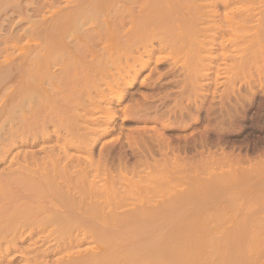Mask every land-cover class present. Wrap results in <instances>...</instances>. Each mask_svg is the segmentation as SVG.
I'll return each mask as SVG.
<instances>
[{"label":"bare ground","instance_id":"bare-ground-1","mask_svg":"<svg viewBox=\"0 0 264 264\" xmlns=\"http://www.w3.org/2000/svg\"><path fill=\"white\" fill-rule=\"evenodd\" d=\"M9 1L10 4L11 3L12 4L9 5V8L6 7L7 10H5L4 9L5 7L3 5L6 4L7 2L9 4ZM230 1L231 0H223L224 6L228 5ZM254 1L257 2L256 0ZM61 2L64 3V6L63 3L61 4ZM186 2L189 4L188 0ZM180 4H183L182 0H126L122 4H121V0H0V8H3L5 10V14L2 13L4 12L3 9L2 12L0 11V31H1V26L3 27L5 26V23L3 22L6 21L9 22L8 20L10 17H12L11 21L13 22L14 20L13 16H15V18L16 16H18L20 20V22L18 20V23L16 20V22H14L15 24L16 23L21 24L23 20L24 22H26L25 20H27L28 23H30L29 24L30 26L27 25V28L25 30L22 29L23 27L25 28V26L21 27L20 30L18 28L13 30L11 25L12 24L14 25V23L9 22V24L11 23V25L9 26H11L10 28H12L11 29L12 31L7 30V32L8 31L9 32L8 33L6 32L5 35H1L2 31L0 33V57L5 58V60L1 59L2 61H0V103H1L0 104V163H4V162L7 163V161H9L8 164L9 166L6 167V169L2 168V171L0 169V264H15L16 262L13 263V260L15 259V258L13 259V257H15V255H13L12 257V254L15 253H17L18 255L20 254L22 257H24L23 258L25 262L24 264L27 263L51 264L50 262L52 260L51 258L55 260V262H53L52 260L53 262L52 264H264L262 259H260L259 257L260 255H262V253L264 255V247H262V244L264 246V243L262 241L264 238L262 237V233H261L262 232L261 231L262 227L260 225L261 223L258 220L256 221H258L260 224H258L255 220L253 221L252 218H250V215H248L249 216L248 217L247 214H246L247 217H245L244 214L242 215L241 218L240 214L237 213L235 209V207H237L238 210L239 206H241L239 205L240 203L236 204V201L234 200L236 199L235 197L241 191L240 192L238 191L239 193L235 194V196L232 195L234 197L230 195L232 198H234L233 203L232 200H229L227 204H224L222 202L221 204H218L219 199L217 201H213L212 199L215 197L216 198L219 197L225 192H228L227 190H224V188H227L228 185L229 187L238 185L236 184L239 183L238 180L234 179L235 174L232 173L234 176L230 175L232 177L230 178V176L227 175L226 173L221 172L220 174H218L219 173L218 172L216 173L217 175L216 174L211 175L212 178L202 177L203 180H201L200 178L201 175L199 176L198 172L196 174L194 172V174L197 175L194 176L192 174V176L195 177L194 179L200 178L199 180L197 179L198 180L197 182L192 181L191 183L193 184L191 185V187L189 189H185L184 191L172 190V193H170L171 191L170 190L169 191L170 195L168 194V196L166 194H165L166 196L164 194H157L161 192L159 190H156V192L154 191V189L148 190L147 192L143 191L145 188H142V185L140 184L141 181L143 182L146 181L143 180L144 174L142 175V173L144 172V170L141 169L144 166L143 164L146 165V168L147 166L148 168L150 167V169L151 167L161 165L163 167H166L165 170L170 169L172 170V172L175 170L173 172L174 174L176 173L180 174L179 169H182L181 166H184L186 164V168L182 170L185 169L187 170L188 164L190 162V165L193 166L192 169L194 170L195 165H192V163L197 162L193 160L191 162V157L194 154L196 157H198L199 155L200 156L206 155L207 157H209V155L211 156V154L213 155V153L215 152V150L212 151L213 153L211 152L213 148L211 149V145L208 144L209 142L207 143L208 139L204 140V138L201 137L202 141L200 139L199 146L201 144L200 148H202V150L197 149L198 151H196L198 153L200 152L201 154L199 153L198 155L192 151L194 154L191 155V157L189 156L190 157L189 159V157L187 156L188 155L187 149L190 147V145H192V142L190 145L188 143H185L186 144L185 147H183L184 145L182 146L183 148L181 147L182 149H184L183 151L187 154L185 155L184 153H182V151H180L181 148L179 149L177 146H175L179 144L172 145L171 137L169 138L167 135H164L166 133H163V131L161 132L159 130H155V133H152L147 130V132L150 133V136H148V138L147 135L146 137L140 136L138 134L140 133V131L138 133L136 131V133L140 136V138L143 137L144 143L141 141L140 142L144 144L145 147L142 150L138 148L141 150V155L137 154V152L136 153L131 152L133 153L135 158L134 160H132L133 161L132 163L134 164H130L131 162L129 163L130 161L129 159L131 158L129 156H128L129 158H127L126 156L127 152L126 154H124L123 151L118 152V156H116L117 157L116 158L114 156L115 151L111 149L106 150L107 148H109V147L105 148L106 146L100 147L98 158L95 156V153L97 152L96 143L98 142L97 135L98 137H101L102 135H107L116 126V125L114 126V124L118 117L119 110L117 111L112 106V101L114 100L111 97L115 96L114 98L117 99L116 102L118 103L123 102V100L126 99V97L128 96L127 94L130 93L127 92L128 86L129 87L133 86L127 81V78L130 76L131 73L133 74L134 72V75L133 76L131 75L132 76L131 79L132 81H135L137 79L136 76L139 75L138 73H140L142 69H145L147 65L146 61L145 60H144L145 62L143 61V58H139L142 60L138 61L139 56L137 57L136 55L137 57L136 58L134 53L132 55L128 53V56L122 55V53L120 54V56L118 54L121 51H123V49L127 50L128 48H129L128 50L131 51L130 53H132V51L134 50L133 45H135V47H138L137 50L141 55H143V57L146 54L150 56V53L156 47L154 45L155 42H153V37L154 38L160 37V39H162L160 41L161 44L163 45L165 44L167 49L169 45L166 44L167 40L165 38H169V36L173 34L171 33L172 31H174L175 37H179V39L177 40L181 39L180 41L182 42L187 40L185 39L187 35L186 36H184L183 34L180 35V32L182 31L180 27L182 26L186 27L185 25L191 24L190 21L193 20L192 21L193 25L191 24L192 28L194 25L198 24L196 25L197 27L196 26L194 27L196 29V31L194 30L195 35L191 34V36H193L194 38L198 36L200 37V32H202L201 35L206 33L205 30L207 25L205 24H208L211 21L213 22L217 21L215 17L217 16L216 13L219 10L217 11L215 9L207 10L206 12H204L205 10L203 12L201 11L202 13L205 14L204 15L202 14L203 16H201V14H198L200 16L196 17L195 19L194 17L197 16V14L194 15L192 19L191 17L192 13L190 14L189 12V16H190L189 20L185 21L184 17L188 16L186 9H188L189 7L185 5L186 3L183 4L184 7H182ZM263 4H264V0H263ZM5 6L8 5L6 4ZM30 8L32 9V11H30ZM112 9L114 11L118 10V12L116 11L117 13L116 12L115 13L119 15L116 14L115 15L117 17L122 16L123 18L121 19L118 17L119 18L118 19L117 17L114 16L118 21H115L114 18L112 20L111 17L113 16L108 18L111 15ZM179 9L182 11H179ZM261 10H262L261 12H263L262 14L263 17L261 21L262 23L258 25H256V23L255 25H253V23L255 22V21L253 22V20L255 19L254 16H256L257 14V13L255 14L254 12L255 9L254 10L249 9L243 15L236 17H230L229 13H228L229 15L227 13H224L225 21L223 20V23L221 24L217 23L218 27L216 28H218L219 31L221 30L220 32L222 34V31L223 30L225 31V28L227 29V27H235V26L250 27L251 25L250 23L253 22L251 27L255 28L254 29L255 33L254 34L252 33L253 35L250 34L251 36L246 34L247 38H245L246 37L245 35H244L245 37L244 36L242 37L245 38L244 39L245 43L246 41L247 42L249 41L250 44H253L252 46L254 47V50L256 48H258L257 50H259L261 49V47L264 46L263 45L264 44V8ZM177 12H181L183 14V16L182 14L179 15V17L181 16L180 18H182V20L180 21H178L179 17L178 15H176ZM1 13L4 15H1ZM101 14L105 15V18L103 20L106 19L105 21L107 22V26L109 27V28L107 27L108 29L106 28L105 29L106 30L111 29L110 32L112 35L110 34L109 31L108 32L112 36V38L114 37V40L112 39V41H116V44L115 42H113L114 44L112 46L115 45L114 47H118V49L121 50V51L115 50L116 48H114L113 50L111 46L112 52L117 51L115 54L119 52L117 54L118 56L110 52V57H109V54L106 53L107 57H109L106 62L110 64H107L105 62L104 64L105 65L107 64V66L112 64L111 67H113V69L114 67L116 68V73L113 74V77L111 76V79L109 80L105 79L106 81H104L105 83H103L105 84L104 88H102L103 85H101L99 81H96L97 79L91 77L90 74H86L87 76L86 75L83 76V78L86 77L85 79L81 77L82 79L79 78L78 80H74L72 78L67 79V77L66 78L62 77L63 79H67L64 82L62 78H61L62 82L58 80L59 78L57 76L61 77V75H58L59 72L54 71L51 68H49V70L51 69V71L47 69V71L42 72V74L40 75L38 74L37 76L34 75V73L35 74L37 73L35 71H38L36 68L37 65L38 66H41V64L47 65L48 60L51 59L50 56L53 57L52 59H54L55 57L54 56L55 52L53 53V51L51 52V49H46L45 47L42 48L43 46L42 45L38 46L39 44H60V43L67 44L66 38H69L70 34H72L76 30L78 31L82 30L86 25L90 23L95 24L92 22H97L98 24L97 20L99 19V16ZM174 15H176L175 17H177V19L174 17ZM37 16L40 17L38 20H37L38 18ZM33 17H35L36 19ZM127 18L128 20H126ZM4 19L7 20L5 21ZM175 20L178 21V24ZM105 21L104 23H106ZM171 22H175L177 25L174 23L175 27H173V24ZM169 23H171L172 25L171 28L169 27L170 26ZM126 24L129 25L126 26ZM165 24L166 25L169 24L167 26L168 28H165L166 27ZM199 24L201 26H199ZM202 25L205 27L203 28ZM260 25L262 26V28H259ZM163 27H164L163 31L167 30L170 32L169 34L167 33L169 36L166 34L167 36L164 37V35L160 33V30L163 29ZM176 27L181 29V30L179 29L180 30L179 33L177 30L178 28ZM198 28H200L199 31ZM207 30H208V26H207ZM88 31L89 30H87V32ZM187 31L190 32V29H188ZM204 31L205 33H203ZM30 33L33 35L34 33L37 34V36L34 35L35 38L37 37L36 42L42 40L39 43L37 42L38 43L37 46L39 49L32 47L33 49H29L27 52L21 55L18 54H17L18 56L15 55L16 53H14V51L12 52L13 50L12 47L15 45L10 47L11 45L10 43L13 42L18 46V43L16 42H19V40L21 42L23 41L22 39H25L26 37L29 38ZM157 33H159L158 35L160 34L161 35L158 36ZM191 33L193 32L191 31ZM186 34L188 33L186 32ZM25 35L27 36L24 38ZM99 36L100 35L97 34V38ZM248 36L250 37L249 39ZM39 37L41 40H38ZM92 37L94 36L92 35ZM115 37H117L118 41L116 40ZM202 37H204V35ZM99 38L101 39V36ZM198 38H194V40L197 39L194 41V44H204L205 39L202 40L200 39L201 38L200 37L199 40ZM29 39H31V37ZM89 39L87 38V40ZM173 39H175L176 43L178 42L176 38ZM87 40L84 41L83 44L88 48L89 45L92 44V42H94V44L95 42L97 43L100 42V41L99 42L96 41L95 39L94 41L89 43L91 40H93V38L90 39L89 42ZM238 40L240 41V39ZM238 40L236 39L234 41H238ZM31 41L34 40H30V42ZM8 42L9 44H6ZM120 42L123 43L121 44ZM222 42H224V40ZM260 44H262L263 46ZM8 45L12 50L9 49ZM124 45L125 46L128 45V47L126 48ZM234 45L240 46L241 43L240 42L235 43ZM258 45L261 47H259ZM208 46L206 49H208ZM64 47H67V45L66 46L64 45L63 48ZM91 48H89L90 50H86V51H92L93 54L96 55L94 49L91 50ZM108 48L110 47L108 46ZM66 49L67 48H64V50ZM210 50L208 49L209 52ZM254 50L253 52L256 51L255 54L260 52V50L259 51L257 50L254 51ZM196 51H194V53ZM51 53H53L54 55L53 54L51 55ZM123 53L125 54V52ZM204 53L201 54L199 53V54L202 56V54ZM83 54L85 55V53ZM200 55H198L197 58L201 59ZM123 56H125L124 59H122ZM206 59H208L207 56ZM136 61H138V63L141 62L140 68H137V66H135L136 64H138L136 63ZM49 63L51 62H48V64ZM104 64L103 65L101 64V66L99 64V66L100 67L103 66L105 68ZM190 64L192 65V63ZM208 65L206 66V70L208 69L207 68ZM248 65L250 66V64ZM194 66L192 67V69L194 68ZM245 66H247V63ZM186 68L185 71L189 70V69L186 70ZM204 68L205 67L203 66L202 69ZM198 70L196 71L199 72ZM207 73L209 75V72H206V74ZM197 75L195 77L200 79V77H198L199 75L198 76ZM92 76L95 75L92 74ZM193 76L194 74L192 75V77ZM257 76H259V74ZM262 76H259L260 78L257 77V79L259 78V81H262L263 79ZM204 77L205 75L203 74L202 78ZM144 79L142 80L146 83L147 79H145L146 81ZM156 79H160V78H156ZM195 79L193 80L197 82L198 79L197 80ZM250 80L251 79H249V81ZM256 80L254 81V84L256 83ZM101 81L103 80L101 79ZM190 81L192 82V80ZM201 81L202 80H200L199 82ZM246 81L247 80H245V82ZM89 82L91 83L92 86L89 84ZM181 82L182 81H180V83ZM191 82L189 85L195 86ZM205 82L207 83V80H205ZM215 82L217 84L218 83L221 84V82L218 80ZM233 82L234 81L230 79V85L233 86V84L236 83V81L234 83ZM248 82L246 83L248 84ZM182 83H184V81ZM259 83L261 84V82H258V86L260 85ZM88 84L89 86H91V89L89 88V90L91 91L86 90L88 91L86 93V96L85 94H83L84 96H82L81 95L82 93L79 90H81V87L83 86L86 87L87 89L89 87ZM244 84L245 83L243 82V86ZM250 84L252 85L253 88L254 86L253 82L252 83L249 82L248 85ZM262 84L263 87L264 82ZM80 85L81 87L79 89L78 87ZM235 86L238 85L236 84ZM182 87L184 86H181V88ZM239 87L240 85L238 86V88ZM115 88H119L121 92L115 93L116 94L115 95L113 93L114 91L115 92L117 91L114 90ZM193 88L189 87L188 89L191 90ZM250 88H247V92L248 89ZM197 89H195V91ZM210 89L207 91H212ZM106 90L108 91L110 90L111 92L113 91L112 93L114 95L108 96ZM200 90L201 88H199L200 95L201 94L203 95L205 92L202 90V92L204 93H201ZM251 91H253V89L250 90V93ZM255 91L256 90H254L253 92ZM192 92L194 94L193 97H195L194 89ZM231 92L232 94H234L233 91ZM238 92H236V94ZM229 93L230 92H228L227 94ZM240 93L241 92H239V94ZM239 94H237V96ZM244 94L243 93L241 94L242 97H244L243 96ZM150 96L152 95L143 94L144 102L140 98L139 99L141 100V102L139 99H137L139 100V101L136 100L138 102V103L136 102L135 104L137 108L135 107L136 109H134L133 107V110L132 108H130V106L132 107L134 105L132 104L129 105L128 102L130 100L128 99L126 106H128L131 110L128 107L122 109L123 111L122 120H133L131 118L146 120V118H153L157 120V122L158 121H161L162 123L164 122L163 123L164 128H173V126L175 127L176 123L179 122L182 123L186 115L190 116L194 122L200 121L197 112L194 111V113H192L189 110H187L189 108L183 106L181 107V105H184V104H180L182 103L181 101L183 100L178 102L180 104V107L177 106L178 111L180 110V114H178L179 112H177L176 108L174 107H172L173 109L172 108L169 109L171 114L170 113L168 114V112H165L164 110L159 109L158 111V107L160 106L158 104L157 107V105H154L152 103L154 105V107H152L153 105L149 104V101H152L150 99L151 98ZM206 96L203 97L206 98ZM152 97L154 98V96ZM189 97L192 96H188L186 97V99L188 98L189 100ZM199 98L201 101V96ZM148 99L150 100L148 101ZM226 99L228 100L227 95H226ZM226 99L225 101H227ZM239 99H240L239 101L236 99L238 103H240V105H243V107L246 106L247 103L246 100L242 98ZM165 100H162L163 101L162 103H164ZM202 100L204 101V99ZM213 100L215 101V97ZM86 101L89 102L88 103L89 107L86 105L87 104ZM132 102L135 103L134 101ZM231 103L233 102L231 101ZM176 104L177 103H175V105ZM84 105L86 107H84ZM81 107H83L85 111H88V108L93 107L95 112L97 110L102 114L99 113L98 114L99 116L96 117L95 116L96 114L94 115L93 113L92 117L89 116L87 118L88 114L86 115L84 113L85 115H83L82 112L79 113L78 110H80ZM200 107L201 106L199 104V106L196 108L199 109ZM152 110L155 112V115L149 114L150 111L152 113ZM221 110L220 113H223L221 112ZM167 114L169 115L168 116L169 118L165 117L167 116ZM149 115L152 117H149ZM172 116L175 117V120L174 117L173 120H171ZM227 116L228 115H226V117ZM223 117L224 116H222V119ZM229 117H231V119L233 118L230 115ZM82 118L83 120H81ZM162 118H164V120ZM165 118L166 119L168 118L167 119L168 121L165 120ZM80 120L82 121V123ZM122 120L121 122H123ZM65 123L67 127L64 128ZM61 126H63L62 129L65 130V132H62L60 130ZM208 128H210V126ZM121 129L123 130V124ZM151 129H153V126ZM117 130H119L120 133V128ZM147 132L146 134H148ZM120 134H124V132ZM90 135H92L93 138H89ZM95 135L96 138L94 137ZM75 136L81 139H74L73 137ZM132 136H129V138L130 137L132 138ZM140 138H138V141ZM130 139L128 140L126 139V140L129 141ZM134 139L135 141H137L136 138ZM194 142L195 144H198L196 143V141ZM187 144L189 146H187ZM207 144L210 145L209 148L210 151L207 150L206 152H209L210 154L202 155V153H204L205 148L206 149L208 148ZM21 145L22 146L25 145L26 147L25 146L24 147L27 149L29 146H31V148L33 147L32 151H25V153L23 154L21 152L22 154L21 155L19 153L20 151H17ZM132 146H131L132 148H135L134 144ZM192 146H191V150H192ZM196 146H194L193 149L197 148ZM137 147H139V145ZM34 148L35 150L33 151ZM36 148L38 149V151H36L37 150ZM121 149L123 148L121 147ZM219 149L217 150L218 153L221 152V151L219 152ZM13 150H16L15 151L17 152L15 153L16 156L15 155L13 156L12 154ZM140 150H138V152H140ZM188 151L190 150L188 149ZM156 152L161 153L163 158L162 156L160 157L164 161H161V158L159 157L158 159L155 157ZM223 152H226L225 149ZM230 152L228 153L231 154ZM181 153L184 155H181ZM218 153L216 154V156L218 155ZM228 153L226 154L228 155ZM223 154L221 155L223 156ZM214 155L211 156V158L214 157ZM196 157L194 158L195 160H197ZM245 157L247 156L245 155ZM245 157H242L243 161ZM141 158L143 160H141ZM248 158L249 156L247 157V159ZM204 159L205 158L202 157L201 160ZM236 159L239 158L236 157ZM188 160L190 161L188 162ZM242 160H240L241 164H243ZM237 162L235 163L237 164ZM241 164L240 167L242 166ZM139 166L142 167L139 168ZM190 167L189 170H192ZM240 167L239 169H241V171L244 174L248 173L247 174L248 176L251 175L249 174V172H247L244 169L246 167L243 166L241 168ZM138 168L141 169L142 171L141 170L139 171ZM195 168H197V166ZM206 169L208 168L206 167ZM242 169H244L246 172ZM115 170H118V173H114ZM186 170L182 172L185 173L187 172ZM247 170H249V168ZM253 170H255V166L253 167L252 171ZM159 171L161 172L162 170L160 169L157 171L154 170V172L161 174L162 172L160 173ZM131 173L133 174V176H129V174L132 175ZM146 173L147 176L148 175L150 176L148 172ZM183 173L182 175L187 174V173L185 174ZM225 174L227 175V177ZM189 176H191V174H188V177ZM242 176L244 175L242 174ZM248 176L246 177L244 176L242 178L246 179L248 178ZM135 177L138 179H136ZM117 178L122 179L121 181V184L123 183L122 185L121 184L120 186L118 185L120 180ZM205 178L207 179L205 180ZM149 179L150 177L148 178V180ZM191 180H193V178ZM230 180H232L233 182H231ZM231 183L232 184L235 183V184L232 185ZM132 193L137 196H135L136 198L132 196L135 199L129 200V197L130 195H132ZM202 193L204 194L205 197H202L201 195ZM226 194L222 196L228 197V194L227 195ZM195 195L197 196V198H199V200L194 198ZM191 199L196 200V202H193L194 200L192 201ZM228 203L230 204V207L231 205H234L235 207L232 206L231 208H229L228 206L229 209L226 208ZM222 205L223 206L226 205L224 208L228 209L229 212L232 213L230 215L231 217L228 216L229 213L226 214V211L228 210L225 211ZM242 207L244 206L242 205ZM242 207L239 209L241 210L242 213H244V208L242 209ZM246 207L249 210L251 209L249 205H247ZM222 208L224 209V211ZM231 210H235V211L232 212ZM233 213L239 214L238 218ZM232 215H234L235 217H233ZM224 218L226 220H228L229 218L231 219H229L228 220L229 222H227L225 221ZM234 218H236L237 221ZM245 218H249V220ZM225 222H227V224H225L224 226L223 224ZM229 223L232 226H230ZM258 226H260L261 229ZM47 231L49 232V234L46 233ZM40 233L42 234V236L44 235V233H46V236L45 237L43 236L44 238H42L41 240H40L41 238ZM35 235H40L39 239ZM88 240L98 243L97 244L95 243L96 245L93 244V246L89 245L90 247L86 246L88 247V249L85 247L86 249L83 250L82 245H84L85 242H87L88 244L89 243ZM25 241L26 242L29 241L26 247L22 244ZM262 256L261 258L264 257ZM49 258L51 260H49ZM259 259L261 260V262Z\"/></svg>","mask_w":264,"mask_h":264},{"label":"rangeland","instance_id":"rangeland-1","mask_svg":"<svg viewBox=\"0 0 264 264\" xmlns=\"http://www.w3.org/2000/svg\"><path fill=\"white\" fill-rule=\"evenodd\" d=\"M126 0H121V4L122 3H124ZM185 0H182V3L184 4V3H186L185 5L186 6H188L189 8L188 9H186V12L188 13V16H186V17H184L185 18V21H188L189 20V12H190V14L192 13V19H193V16L194 15H196L197 14V16H195L194 17V19L196 18V17H198V16H200V15H198V14H201V16H203L205 13H202L204 10V12H206L207 10H219L217 13H216V19H217V21H211L210 23H208V24H205V25H207L208 26V30H207V26H206V33H205V31L203 32V33H205V34H203L204 35V37H205V35H206V37L204 38V37H202L203 35H201V33L202 32H200V39H205L204 40V44H194V41L195 40H197V39H195L194 40V38H198V37H194L193 38V36H191V34L192 35H195L194 34V30L196 31V29L194 28L196 25H198V24H196V25H194L193 26V28H192V26H191V24L193 25V23H192V21H190V23L191 24H188V25H185L186 27H184V26H182V27H180L181 29H182V31L180 32V28H178V27H176V28H178L177 30H178V33L180 32V35L181 34H183L184 36H186V38L185 39H187V40H185V41H180V40H177V39H179V37H175V33H174V31H172L171 33H173V34H171L172 35V37H171V35L169 36L168 34L170 33L169 31H167L166 29V31H163L164 30V27L165 28H168L167 26L170 24V28L172 27V25H171V23L173 24V27H175L174 25L176 24L175 22H171V23H169L168 25H166L165 24V26L163 27V29H159L160 30V33H162L163 35H164V37H166L167 35L169 36V38H165L166 40H167V42H166V44H168L167 46H168V48L166 49V45L164 44H161V40L162 39H160V37H157V35L159 34V33H157V35H156V37L157 38H154L153 37V42H155L154 43V45L157 47H155L154 49H156V50H152V52L150 53V56L148 55V54H146V55H144V57H143V55H141L139 52H138V50H137V48L138 47H135V45H133L134 46V50L132 51V53H130L131 51H129L128 49L126 50V51H128V52H126L124 49H123V51H121V50H119L118 49V47H114V46H112L114 43L113 42H115V44H116V41H112V39L114 40V37L112 38V34H111V29H109V30H106V29H108L109 27L107 26V22L105 21V20H103L104 18H105V15H106V13H105V15H100L99 16V19H100V21H99V19L97 20L98 21V24H97V22H92V23H95V24H88V25H86L82 30H80V31H78V30H76V31H74L72 34H70L69 36V38H66L67 40V44H39L38 45V43L39 42H41L42 40L40 39V37L38 38V40H41V41H37L36 42V39H37V37L35 38V36L34 35H36L37 36V34H35L34 33V35L33 34H31L30 33V37H31V39H29L28 37H26L27 35H25L24 36V38L25 39H22L23 41H21L20 42V40H19V42H16V43H18V46H17V44H14L13 42H11L10 44V47L11 46H13V45H15V46H13L12 47V49H10V47H9V45H8V47H9V49L10 50H12V52L14 51V53H16L15 55H21V54H23V53H25V52H27L29 49H33L34 47L35 48H38V46H40V45H42L41 47L42 48H46V49H51V52L53 51V53L55 54H53V53H51V55L53 54L55 57H54V59H52L53 57L52 56H50L51 57V59H50V57H49V59L50 60H48V62H51V63H49L48 64V62H47V65L45 66L44 64H41V66H38L37 65V70L38 71H35V72H37L36 74L34 73V75H36L37 76V74L38 75H40V74H42V72H45V71H47V69L49 70V68H51L52 70H54V71H57V72H59V74L58 75H61V77H59V76H57L59 79V81L60 82H62V80H61V78L63 77H67V79L69 78H72V79H74V80H78L79 78H83V76H85L86 74H90V76L91 77H93L94 79H97L96 81H99L100 82V84L101 85H103V87L102 88H104L105 87V84H103V83H105L104 81H106L107 79L109 80V79H111V76L113 77V74H115L116 73V68L114 67V69H113V67H111L112 66V64L111 65H109L110 66V69L112 70H110L109 69V66H107V64H110V63H107L106 61H107V59L110 57V52L111 53H116L117 51H115V52H112V49H111V46H112V48H113V50H114V48H116L115 50H118V51H121L118 55L120 56V54L122 53V55H127L128 56V53L129 54H133L134 53V55H135V57H136V55H137V57H138V61L139 60H142V59H139V58H143V61L145 60L146 61V67H145V69H142V71H140V73H138L139 75H137L136 76V80L135 81H132V76L134 75V72H133V74L131 73L130 74V76L127 78V81L130 83V84H132L133 86H131V87H129L128 86V88H127V92H130V93H128L127 95V97H126V99H124L123 100V102H121V103H118V102H116L117 101V99H115L114 97L115 96H112V95H114L115 93H119V92H121V90L119 89V88H115L114 90H117L116 92L114 91H108V90H106V93L108 94V96L110 95V96H112L111 98H113V100L114 101H112V106L118 111V117H117V119H116V121H115V124H114V131L112 130L109 134H107V135H102L101 137H98V135H97V143H96V150H97V152L95 153V156L98 158V153H99V150H100V147H102V146H106L105 148H107V147H109V148H107L106 150H108V149H111V150H114L113 152H114V156L116 157V156H118V152H122L123 151V153L124 154H126V152H127V158H131V159H129L130 161H129V163L130 164H134V163H132L133 161L132 160H134L135 158H134V155H133V153H131V152H137V154H140L141 155V150L145 147L144 146V144H142L141 142H143V137H141L140 138V136H145L146 137V135H147V138H148V136H150V133H148L147 132V130L149 131V132H152V133H155V130H159V131H163V133H166V134H164V135H167L169 138L171 137V143H172V145H174V144H179V145H175V146H177L179 149L183 146V147H185V143H188L189 145L191 144V142H192V145H194L195 144V142L194 141H196V143H198V144H195L194 146H196L197 148H194L193 149V147L194 146H192V145H190V147L188 148L190 151H188V149H187V153H188V155L183 151L184 149H180V151H182V153H184L185 155H187L188 157L190 156L191 157V155H193L194 153H196V154H198L199 155V153L198 152H196V151H198V150H202V148H200V146H201V144H200V146H199V142H200V139H201V141H202V138H204V140L205 139H208V141H207V143L208 144H210L211 145V152L212 151H214L215 150V152L213 153V155H214V157H212L211 158V156H213L212 154H211V156L209 155V157H207L206 155V157L205 156H198V157H201V158H198V157H196L195 156V154L193 155V156H195L196 158H197V160H195L194 158L195 157H191V162H192V160L193 161H197L196 163H192V165H195V167L197 166V168H195L194 167V170L192 169L193 168V166H191L190 165V160H188V162H189V164H188V168H187V172H185V173H187V174H185V173H183L182 171H185V170H182V169H184V168H186V164L184 165V166H181V168L182 169H179L180 171V174H177L176 172V174H174L173 172L175 171H173L172 172V170H170V169H167V170H165L166 169V167H163V166H161V165H157V166H155V167H151V169H150V167L148 168V166H147V168H146V165L145 164H143L142 166H139V168L140 167H142L141 169L142 170H144V172L142 173V175L144 176V181L145 182H143V181H141L140 182V184L142 185V188H145L143 191H145V192H147L148 190H152V189H154V191L156 192V190H159V191H161L160 193H157V194H166L167 196H168V194L170 195V193H172V190H185V189H189L190 187H191V185L193 184V183H191L192 181H198L200 178H201V180H203L202 179V177L204 178V177H210V178H212L211 177V175H214V174H216V173H218V174H220L221 172H224V173H226L227 175H233V174H235V176H234V179L235 180H238V182L239 183H236V184H238V185H234V184H232V185H234L233 187H229V185H228V187L227 188H224V190H227L228 192H225V193H223L222 195H224V194H228V197L227 196H222V195H220L219 197H215V198H212L213 199V201H217L218 199H219V201H218V204H221V202L222 203H224V204H227V202H229V200H232V203L234 202L233 201V199L234 198H232V197H234L235 196V194H238L240 191V193L235 197L236 199H234L235 201H236V204L237 203H240L239 205H241V206H239V208H241L242 207V205L244 206V207H242V209L244 208V213H242L241 212V210L238 208V210H237V207H235L234 205H231V207L232 206H234L235 207V209H236V212L237 213H239L240 214V216H241V218H242V215H244L245 214V217H247L248 215H250V218H252V220L254 221H256V220H258V221H256L258 224H260L261 225V227H262V229H261V227L260 226H258V227H260V229H261V233H262V237L264 238V153H263V151H264V86L262 87V83L264 82V68H263V65H264V50H261V49H264V44L262 45V44H260V45H262L263 47H261V46H259V47H261V49H259L260 50V52L259 53H257V54H255V50H257L258 48H256L255 50H254V47L252 46L253 44H250V42L248 41H246V43L244 42V39L245 38H247V35L246 34H248L249 36H251V35H253L255 32H254V29L255 28H252L251 26H252V23H253V25H255V23H256V25H258V24H260V23H262L261 21H262V14H263V12H261L262 10L261 9H263L264 7V4H263V0H256L257 2H255L254 0H231L230 1V3L228 4V5H226V6H224V4H223V0H188L189 1V4L185 1ZM12 2V1H11ZM63 2H61V4H62ZM8 5V6H5V5ZM6 4H4L3 6L5 7L4 9L5 10H7L6 9V7H8L9 8V5H11L10 4V1H9V4H8V2L6 3ZM183 4H180L182 7H184L183 6ZM263 5V6H262ZM2 6V7H3ZM63 6H64V3H63ZM180 7V6H179ZM32 8V7H31ZM30 8V11H32V9ZM2 9L3 8H0V11L2 12ZM3 9V11L4 12H2V13H4L5 14V10ZM114 9V8H113ZM112 9V12H111V15L108 17V16H106V17H108V18H110L111 16H113V17H111V19L113 20V18L115 19V21H118V20H116V18L115 17H117L116 15H119V14H116L117 12H118V10H116V11H114ZM117 9V8H116ZM181 9V8H180ZM179 9V11H182V10H180ZM249 9H251V10H254L255 9V14H256V16H254V18L256 19H254L253 20V22L252 23H250L251 25H250V27H240V26H235V27H227V29L225 28V31L223 30L222 31V34H221V30L219 31V29L218 28H216V27H218L217 25L220 23H223V20L225 19L224 17H225V14L224 13H229L230 14V17H236V16H240V15H243L244 13H246V11H248ZM114 11V12H113ZM202 11V12H201ZM116 12V13H115ZM198 12H201V13H198ZM210 12V11H209ZM249 12H251V11H249ZM1 13V15H4V14H2ZM180 13V14H179ZM184 13V12H183ZM253 13V12H252ZM104 14V13H103ZM116 14V15H115ZM176 14V13H175ZM182 13L181 12H177V14L176 15H178V17H179V15H181ZM185 14V13H184ZM203 14V15H202ZM221 14V15H220ZM228 14V15H229ZM108 15V14H107ZM124 15V14H123ZM176 15H174V17L176 16ZM186 15V14H185ZM219 15V16H218ZM234 15V16H233ZM103 18H102V17ZM115 16V17H114ZM127 16V15H126ZM182 16H183V14H182ZM5 17V16H4ZM14 18V20H13V22L11 21L12 20V17H10L9 18V22H11V23H14V22H16V20H17V23H18V20H19V17L18 16H16V18H15V16H13ZM38 17V16H37ZM119 18H123L122 16H118ZM117 17V18H118ZM173 17V18H174ZM181 17V16H180ZM179 17V18H180ZM3 18V17H2ZM18 18V19H17ZM33 18H35V17H33ZM40 17H38L37 18V20L39 19ZM107 18V19H108ZM118 18V19H119ZM126 18V17H125ZM176 19H177V17H175ZM178 18V21H180V20H182V18H180L179 19ZM214 18V17H213ZM214 18V19H215ZM36 19V18H35ZM110 19V20H111ZM215 19V20H216ZM5 20V19H4ZM7 20V19H6ZM5 20V21H6ZM126 20H128V18L126 19ZM26 22H24V20H23V22H21V24H15L14 23V25L12 24L11 25V23L9 24V22H3V23H5V26L3 27V26H1V31H2V33H1V31H0V33H1V35H5L6 34V32H7V30H9V31H12L11 29L13 28V30H15V29H19L20 30V28L21 27H23V26H25V28L23 27L22 29L23 30H25L26 28H27V25H29L30 23H28V21L27 20H25ZM104 21L106 22V23H104ZM174 21V20H173ZM176 21V20H175ZM178 21H176L177 22V24H178ZM184 21V20H183ZM225 21V20H224ZM19 22H20V20H19ZM216 22V23H215ZM2 23V24H3ZM22 23H23V25H22ZM27 23V24H26ZM175 23V24H174ZM218 23V24H217ZM225 23V22H224ZM176 24V25H177ZM181 24H182V22H181ZM9 25H11L12 26V28H10L11 26H9ZM18 25H21V26H18ZM105 25H106V27H105ZM129 25V24H128ZM127 24H126V26H128ZM14 26H16V27H14ZM30 26V25H29ZM28 26V27H29ZM199 26H201L200 24H199ZM249 26V25H248ZM6 27H7V29H6ZM108 27V28H107ZM184 27V28H183ZM197 27V26H196ZM202 27L204 28L205 26H203L202 25ZM4 28V29H3ZM106 28V29H105ZM128 28V27H127ZM169 28V29H170ZM253 30H252V29ZM259 28H262V26L260 25L259 26ZM21 29V30H22ZM180 29V30H179ZM183 29H184V31H183ZM186 29V30H185ZM188 29H190V32L189 31H187ZM18 30V31H19ZM22 30V31H23ZM87 30H89L88 32H87ZM172 30V29H171ZM170 30V31H171ZM200 30V28H198V31ZM8 31V32H9ZM17 31V32H18ZM21 31V32H22ZM110 32V34H109V32ZM191 31L193 32V33H191ZM5 32V33H4ZM7 32V33H8ZM13 32H16V31H13ZM20 32V33H21ZM186 32L188 33V34H186ZM19 33V32H18ZM98 35H100L101 36V39L98 37L97 38V34ZM168 33V34H167ZM207 33H208V35H207ZM220 33V34H219ZM253 33V34H252ZM88 34V35H87ZM167 34V35H166ZM198 34V33H197ZM251 34V35H250ZM29 35V34H28ZM33 37H32V36ZM92 35L94 36V37H92ZM161 35V34H160ZM160 35H158V36H160ZM162 35V36H163ZM246 37H245V36ZM88 36V37H87ZM92 37L93 38V40H91L90 41V39H92V38H90V37ZM191 36V37H190ZM208 36V37H207ZM242 36H244L245 38H243ZM248 36V39L250 38ZM164 37H163V39H164ZM188 37V38H187ZM238 37H240V38H238ZM32 38H35V39H32ZM82 38H83V40H82ZM87 38L89 39V40H87ZM116 38V40L118 41V39H117V37H115ZM170 38H171V40H170ZM173 38H176V40L178 41L177 43H176V41H175V39H173ZM198 38V39H199ZM224 38V39H223ZM29 39V40H28ZM80 39H81V41H80ZM84 39H86L89 43H91L92 41H94L95 39H96V41H100L99 43H97V42H95V44H94V42H92V44L91 45H89V48H91V46H92V48H91V50H93L94 49V51H95V53H96V55H94L93 54V52L92 51H86V50H90L87 46H84V44H83V42L84 41H86V40H84ZM98 39V40H97ZM150 39H151V37H150ZM160 39V40H159ZM192 39H193V42H192ZM199 39V40H200ZM216 39V40H215ZM238 40V39H240V41L238 40V41H234V40ZM30 40H34V41H31L30 42ZM148 40H149V38H148ZM220 40H224V42H222V41H220ZM243 40V41H242ZM29 41V42H28ZM120 41V40H119ZM151 41H152V39H151ZM150 41V42H151ZM219 41H220V43H219ZM235 42V43H241V45L240 46H236V45H234L235 43H233V42ZM242 41V42H241ZM44 42V41H43ZM160 42V43H159ZM180 42V43H179ZM188 42V43H187ZM243 42H244V44H243ZM13 43V44H12ZM87 43V42H86ZM119 43V42H118ZM121 44L123 43V42H120ZM179 43V44H178ZM221 43H223V44H221ZM6 44H9V42L8 43H6ZM88 44V43H87ZM86 44V45H87ZM174 44V45H173ZM193 44V45H192ZM38 45V46H37ZM66 46L67 45V47H64V48H67L66 50H68V51H66V50H64V48H63V46ZM118 45H120V44H118ZM163 47H162V46ZM178 45V46H177ZM198 45V46H197ZM199 45H200V47H199ZM204 45V46H203ZM208 45H210V46H208ZM251 45V46H250ZM3 46H4V44H3ZM7 46V45H6ZM37 46V47H36ZM108 46L110 47V48H108ZM121 46H123V45H121ZM120 46V47H121ZM125 46V45H124ZM140 46H141V44H140ZM175 46V47H174ZM180 46V47H179ZM207 46H208V49L210 50V52L208 51V49H206L207 48ZM33 47V48H32ZM126 48L128 47V45H126L125 46ZM124 47V48H125ZM257 47V46H256ZM15 48V49H14ZM87 48V49H86ZM123 48V47H122ZM163 48V49H162ZM201 48V49H200ZM203 48H204V51H203ZM39 49V48H38ZM37 49V50H38ZM84 49V50H83ZM121 49V48H120ZM198 49V50H197ZM197 50V51H196ZM203 52H202V51ZM253 50L255 51V52H253ZM259 50H257V51H259ZM48 51H50V50H48ZM97 51V52H96ZM194 51H196L195 53H194ZM199 51V52H198ZM201 51V52H200ZM123 52H125V54L123 53ZM136 52H138V53H136ZM198 52V53H197ZM205 52V53H204ZM209 52V53H208ZM262 52V53H261ZM83 53H85V55L83 54ZM92 53V54H91ZM106 53H108L109 54V57H107V54ZM136 53V54H135ZM196 53H197V56H196ZM201 53H204V54H202V56L200 55ZM117 54H115V55H117ZM138 54H140L141 55V57H140V55H138ZM17 55V56H18ZM50 55V54H49ZM113 55V54H112ZM117 55V56H118ZM198 55H200L201 57V59H199V58H197L198 57ZM256 55V56H255ZM116 56V57H117ZM206 56H207V58L208 59H206ZM115 57V56H114ZM124 57L125 56H123L122 57V59H124ZM136 57V58H137ZM4 57H0V61H2V60H5V58L3 59ZM204 60H206V61H204ZM2 59V60H1ZM94 59V60H93ZM96 59V60H95ZM99 62H98V61ZM102 60V61H101ZM105 60V61H104ZM200 60V61H199ZM138 61H136V63H138ZM142 61V62H143ZM144 61V62H145ZM202 61V62H201ZM253 62V65H252V62ZM98 62V63H97ZM104 62L105 63H107L106 65L104 64ZM205 62V63H204ZM135 63V64H136ZM140 63V64H139ZM138 64H136L135 66H137V68H140L141 66V62H139ZM190 63H192V65L190 64ZM194 63V64H193ZM202 63V64H201ZM203 63H204V65H203ZM207 63V64H206ZM246 63H247V66H245L246 65ZM255 63V64H254ZM257 63V64H256ZM99 64H100V66H101V64L103 65L104 64V66H105V68L102 66V67H100L99 66ZM201 64V65H200ZM205 64H206V66L208 65V69L206 70V66H205ZM248 64H250V66L248 65ZM191 65V66H190ZM195 65V66H194ZM149 66V67H148ZM190 66V67H189ZM194 66V70L192 69V67ZM203 66L205 67L204 69H202L203 68ZM262 66V67H261ZM108 67V68H107ZM187 67V68H186ZM197 67V68H196ZM200 67H202V68H200ZM185 68H186V70L187 69H189V70H187V71H185ZM198 68H199V70H198ZM259 68V69H258ZM51 69L49 70V71H51ZM192 69V70H191ZM201 69H202V71H203V73H202V71H201ZM173 70V71H172ZM196 70H198L199 72H197ZM114 71V72H113ZM41 72V73H40ZM201 72V73H200ZM206 72H209V75H208V73L206 74ZM111 73V74H110ZM198 73H200V74H198ZM92 74L93 75H95V76H92ZM161 74V75H160ZM189 76H187V75ZM194 74V78L192 77V75ZM199 76H198V75ZM203 74L205 75V77L207 78H202V76H203ZM259 74V76H262V74H263V79H262V81H259V76H257ZM63 75V76H62ZM97 75V76H96ZM132 75V76H131ZM198 76V77H200V79L199 78H196L195 76ZM87 76V75H86ZM160 76V77H159ZM110 77V78H109ZM187 77V78H186ZM257 77H259L258 79H257ZM62 78V79H63ZM81 78V79H82ZM86 78V77H85ZM85 78H83V79H85ZM89 78V77H88ZM147 79V82L145 83L142 79ZM150 78H152V79H150ZM156 78H160V79H156ZM186 78V79H185ZM190 78V79H189ZM196 78V79H195ZM218 78V79H217ZM57 79V78H56ZM67 79H63V82L65 81V80H67ZM90 79V78H89ZM101 79L103 80V81H101ZM106 79V80H105ZM144 79V80H145ZM177 79H178V81H177ZM182 79V80H181ZM193 79H195V80H197V82L196 81H194ZM215 79V80H214ZM230 79L232 80V81H236V83L235 84H233V86L232 85H230ZM249 79H251L250 81H249ZM256 80V83L254 84V81ZM134 80V79H133ZM176 80V81H175ZM185 80H186V82H185ZM190 80H192V82L190 81ZM200 80H204L203 82L201 81V82H199ZM205 80H207V83L205 82ZM210 80V81H209ZM220 81L221 82V84L220 83H216L215 81ZM245 80H247L246 82H250V83H252L253 82V88H252V85L250 84V85H248L249 84V82H248V84L245 82ZM252 80H254V81H252ZM57 81V80H56ZM146 81V80H145ZM157 81V82H156ZM180 81H184V83H180ZM195 83H194V82ZM209 81V82H208ZM252 81V82H251ZM126 82V81H125ZM144 82V83H143ZM155 84H154V83ZM190 82L193 84V85H195V86H191V85H189L190 84ZM207 84H205V83ZM233 82V83H234ZM243 82L245 83L244 84V86H243ZM258 82H261V84L258 86ZM142 83H143V85H142ZM148 83V84H147ZM197 83V84H196ZM204 85H202V84ZM228 83V84H227ZM89 84L91 85V83L89 82ZM89 84H88V86H89ZM150 84V85H149ZM200 85V87H199V85ZM240 85V89L238 88V86H235V85ZM257 84V85H256ZM145 85V86H144ZM180 87H179V86ZM242 85V86H241ZM83 86V85H82ZM87 86V87H88ZM92 86V85H91ZM91 86H89L87 89H86V87H81V85L78 87L79 89H80V87H81V90H79L81 93V95L82 96H84L83 94H85V96H86V93L88 92V91H91V90H89V88L91 89ZM181 86H184V87H182L181 88ZM197 86H198V89H197ZM246 86V87H245ZM258 86V87H257ZM187 87V88H186ZM193 88L194 89V93H195V97H193L194 96V94H193V89H191V90H189L188 88ZM202 87H204V88H202ZM243 87V88H242ZM251 87V88H250ZM83 88V89H82ZM199 88H201V93H204L203 95L201 94L200 95V92H199ZM211 88V89H210ZM247 88H250V89H248V92H247ZM257 88V89H256ZM93 89V88H92ZM106 89V88H105ZM119 89V90H118ZM188 89V90H187ZM195 89H197L196 91H195ZM206 89V90H205ZM212 90V91H207V90ZM228 89V90H227ZM230 89H231V91H233V93L234 94H232V92L230 91ZM251 89H253V91L254 90H256L255 92H253V91H251V93H250V90ZM86 90H88V91H86ZM184 90H186V91H184ZM202 90L204 91V92H202ZM240 90V91H239ZM83 91V92H82ZM93 91H95V90H93ZM168 91V92H167ZM207 91V92H206ZM216 91V92H215ZM241 92L240 94H239V92ZM111 92V93H110ZM167 92V93H166ZM184 94V97H183V94ZM211 92V93H210ZM213 92H214V94H213ZM225 92H226V94H225ZM228 92H230L229 94H227ZM236 92H238L237 94H239L238 96H237V94H236ZM198 93V94H197ZM216 93V94H215ZM221 93V94H220ZM244 94V93H246V94H244L243 96L244 97H242V95L241 94ZM143 94L145 95H152V96H154V98L152 97V96H150L151 98V100L153 101H149L150 99H148V101H149V104H154V105H160L159 107H158V105H157V107H158V111H159V109L160 110H164L165 112H168V114L170 113V110L169 109H171L172 107H174V108H176V110H177V112H179L178 114H180V110L178 111V108H177V106H179L180 107V104H184V105H181V107L183 106V107H187V108H189V109H187V110H189L190 112H192V113H194V111L195 112H197L198 113V115H199V119H200V121H196V122H194L193 121V119H191V117L190 116H188V115H186V117H185V119H183V122L181 123V122H179V123H176V125H175V127L173 126V128H164L163 126V123L161 122V121H158L157 122V120H155V119H153V118H146V120L145 119H137V118H131V119H133V120H122L123 119V111H122V109H124L125 107H128V106H126V103H127V101H128V99L130 100L128 103H129V105H134V106H130V108H132V110H133V107H134V109H136L137 107L135 106V104H136V102L137 101H139L140 99L143 101L144 100V97H143ZM168 94V95H167ZM193 94V95H192ZM208 94V95H207ZM236 94V95H235ZM253 94V95H252ZM116 95V94H115ZM131 95V96H130ZM165 95H166V97H165ZM198 95H199V97L201 96V101H203L202 99H204V101L203 102H201L200 101V98L198 97ZM207 95V96H206ZM226 95H227V98H228V100L226 99ZM248 96V95H250V96H248V97H246V96ZM163 98H162V97ZM188 96H192V97H189V100H188V98L186 99V97H188ZM203 96H206V98H204ZM209 96V97H208ZM233 96V97H232ZM253 96V97H252ZM117 97V96H116ZM199 99H198V98ZM214 97H215V101L213 100L214 99ZM220 97H221V99H220ZM224 97V98H223ZM133 98H135V99H133ZM140 98V99H139ZM183 98H185V99H183ZM192 100H191V99ZM239 98H242V99H245L246 100V106H244L243 107V105H240V103H238V101L240 100ZM248 98V99H247ZM253 98V99H252ZM133 99V100H132ZM137 99H139V100H137ZM154 99V100H153ZM161 99V100H160ZM166 99V100H165ZM195 99H197V100H195ZM211 101H210V100ZM224 99V100H223ZM225 99L227 100V101H225ZM230 99H231V101L233 102V103H231V101H230ZM238 101H237V100ZM134 101L135 103H133L132 101ZM137 100V101H136ZM141 100H140V102H141ZM162 100H165L164 101V103H162L163 101ZM181 100H183V101H181ZM187 100H188V102H187ZM193 100H195V101H193ZM253 100V101H252ZM155 101V102H154ZM176 101V102H175ZM182 102V103H178V102ZM197 101V102H196ZM221 101V102H220ZM229 101V102H228ZM255 101V102H254ZM144 102V101H143ZM151 102V103H150ZM184 102V103H183ZM191 102V103H190ZM201 102V103H200ZM211 102H212V104H211ZM86 105L89 107V105H88V103L89 102H87L86 101ZM138 103V102H137ZM156 103V104H155ZM175 103H177L176 105H175ZM198 103V104H197ZM214 103V104H213ZM237 103H238V105H237ZM253 103V104H252ZM1 104V103H0ZM152 104V105H153ZM164 104V105H163ZM190 104V105H189ZM199 104H200V108L198 109V108H196V107H198L199 106ZM201 104H204V105H201ZM234 106H233V105ZM237 105V107L238 106H240V107H236V105ZM252 104V105H251ZM128 105V104H127ZM154 105L152 106V107H154ZM189 105V106H188ZM212 105V106H211ZM222 105V106H221ZM225 107H224V106ZM214 106V107H213ZM216 106V107H215ZM231 106V107H230ZM84 107H86L85 105H84ZM120 107V108H119ZM123 107V108H122ZM136 107V108H135ZM156 107V106H155ZM209 107H211V108H209ZM222 107V108H221ZM237 109H236V108ZM81 108H82V110H81ZM80 108V110H78L79 111V113H83V115H87L88 114V116H87V118L90 116V117H92V115H93V113H94V115L97 117V116H99L98 114L99 113H101V112H99V111H97L96 110V112H95V110H94V108L93 107H91V108H88V111H85L84 110V108L83 107H81ZM93 108V109H92ZM119 108V109H118ZM129 108V107H128ZM129 108V109H130ZM161 108H163V109H161ZM168 108V109H167ZM209 108V109H208ZM223 109V110H221V109ZM226 108V109H225ZM240 108V109H239ZM91 109H92V111H91ZM155 109H157V108H155ZM173 109V108H172ZM198 111H197V110ZM131 110V109H130ZM154 110V109H153ZM152 110V113H151V111H150V115L152 114H154L155 115V110L153 111ZM200 110V111H199ZM208 110H210V111H208ZM219 110V111H218ZM220 110H221V112H223V113H220ZM232 110V111H231ZM239 110V111H238ZM78 111H77V113H78ZM164 111H162V112H164ZM87 112V113H86ZM161 112V111H160ZM216 112H217V114H216ZM228 113V114H226V113ZM230 112V113H229ZM241 112H242V114H241ZM85 113V114H84ZM121 113V114H120ZM102 114V113H101ZM101 114H100V116H101ZM167 114V116H165V117H168L169 115ZM171 114V113H170ZM232 114V115H231ZM237 114H239V115H237ZM244 114V115H243ZM82 115V114H81ZM149 115V117H152V116H150ZM165 115H166V113H165ZM210 117H209V116ZM216 115H217V117H216ZM226 115H228L227 117H226ZM229 115L230 116H232L233 118L231 119V117H229ZM243 115V116H242ZM179 116V115H178ZM222 116H224L223 117V119H222ZM236 116V117H235ZM85 117V116H84ZM121 117V118H120ZM173 117L174 116H172L171 117V120H173ZM188 117H190V118H188ZM209 117V118H208ZM86 118V119H87ZM169 118V117H168ZM167 118V119H168ZM179 118V117H178ZM206 118V119H205ZM237 118V119H236ZM85 119V118H84ZM163 120H164V118H162ZM166 118H165V120H167ZM210 119V120H209ZM224 119H225V121H224ZM228 119H230V120H228ZM81 120H83V118L81 119ZM80 120V121H81ZM121 120L123 121V122H121ZM149 120H151V121H149ZM154 120V121H153ZM174 120H175V117H174ZM180 120H182V119H180ZM189 120V121H188ZM212 120V121H211ZM219 122H218V121ZM232 120V121H231ZM234 120V121H233ZM146 121V122H145ZM168 121V120H167ZM167 121H165V122H167ZM185 121V122H184ZM187 121V122H186ZM229 121V122H228ZM227 122H228V124H227ZM81 123H82V121H81ZM125 123V124H124ZM185 123V124H184ZM220 123V124H219ZM120 124H121V127H120ZM122 124H123V130L121 129L122 128ZM183 124V125H182ZM216 124V125H215ZM224 125V126H223ZM226 125V126H225ZM228 125V126H227ZM64 126V125H63ZM63 126H61V131L62 132H65V130H63L62 129V127ZM144 128H143V127ZM152 126H153V129H151L152 128ZM161 126V127H160ZM179 126H181V127H179ZM184 126V127H183ZM210 126V128H208ZM214 126H215V129H214ZM65 127H67L66 126V123H65V126H64V128ZM136 127V128H135ZM158 127H160V128H158ZM184 129H183V128ZM185 127H186V129H185ZM221 129H220V128ZM60 128V127H59ZM120 128V133H123L124 132V134H120L119 133V130H117V129H119ZM134 130H133V129ZM149 128V129H148ZM156 128V129H155ZM182 128V129H181ZM227 128V129H226ZM230 128V129H229ZM138 129V130H137ZM166 129V130H165ZM218 129H220V130H218ZM223 129V130H222ZM145 130H146V132L148 133V134H146V132H145ZM230 130V131H229ZM131 131H132V133H131ZM133 131H135V132H133ZM136 131H137V133L140 131V133H136ZM127 132V133H126ZM145 134H144V133ZM223 132V133H222ZM126 133V134H125ZM131 133V134H130ZM218 133V134H217ZM222 133V134H221ZM128 134V135H127ZM134 134V135H133ZM134 137H133V136ZM139 136V137H137V136ZM153 135V134H152ZM170 135V136H169ZM129 136H132V141H131V139L129 138ZM187 138H186V137ZM206 136H207V138H206ZM55 137V136H54ZM75 137H77V136H75ZM75 137H73L74 139H81V138H79V137H77V138H75ZM95 138H96V135L94 136ZM127 137V138H126ZM202 137V138H201ZM72 138V139H73ZM89 138H93V136L92 135H90L89 136ZM134 138H136V140L138 141V138H140L139 139V141L137 142V141H135V139ZM173 138V139H172ZM176 140H175V139ZM128 139H130L129 141H127ZM134 139V140H133ZM217 139V140H216ZM219 139V140H218ZM222 141H221V140ZM186 140V141H185ZM198 140V141H197ZM210 140V141H209ZM141 141V142H140ZM189 141V142H188ZM215 141V142H214ZM131 142V143H130ZM135 142V143H134ZM180 142V143H179ZM222 144H221V143ZM53 143V142H52ZM144 143V142H143ZM183 143V144H182ZM213 143H215V144H213ZM217 143H220V144H217ZM104 144V145H103ZM129 144V145H128ZM135 145L134 147L135 148H132L133 146L132 145ZM187 144V146H189ZM207 144V149L205 148V150H204V153H202V155L203 154H210L209 152H206L207 150L208 151H210V145H208ZM217 144V145H216ZM139 145V147H137ZM22 146V145H21ZM19 147L18 148V150L17 151H20L19 153L21 154V152H22V154L23 153H25V151H32V148H31V146H27L28 147V149L27 148H25L26 146L25 145H23L22 147ZM25 146V147H24ZM132 146V147H131ZM180 146V147H179ZM191 146H192V150H191ZM217 146H221L220 147V149H219V147H217ZM222 146H223V148H222ZM25 149H24V148ZM120 147V148H119ZM121 147L123 148V149H121ZM137 147V148H136ZM225 147V148H224ZM22 148H23V150H22ZM116 148V149H115ZM127 148V149H126ZM132 148V149H131ZM138 148H140V149H138ZM200 148V149H199ZM37 149V148H36ZM135 151H134V150ZM196 149V150H195ZM198 149V150H197ZM219 149V152L220 153H218L217 152V150ZM224 149H225V151L226 152H223L224 151ZM35 150V148L33 149V151ZM138 150H140V152H138ZM16 150H13L12 152V154H13V156L15 155V153H17V152H15ZM36 151H38V149L36 150ZM125 151V152H124ZM194 153H193V152ZM231 151V152H230ZM225 154H223V153ZM228 152H230L231 154H229ZM234 153V155H233V153ZM18 153V154H19ZM181 153V155H184V154H182ZM218 153V155L216 156V154ZM226 153H228V155L226 154ZM259 153V154H258ZM261 153V154H260ZM21 154V155H22ZM115 154H117V155H115ZM131 154V155H130ZM201 154V153H200ZM221 154H223V156L221 155ZM241 154V155H240ZM245 155L248 157L249 156V158L247 159V157H245ZM16 156V155H15ZM129 156V157H128ZM160 156H162L161 155V153L159 152H156V155H155V157L158 159V157L159 158H161ZM216 156V157H215ZM225 156V157H224ZM229 157V158H227V157ZM95 157V158H96ZM190 157H189V159H190ZM202 157H204L205 159V161L204 160H201L202 159ZM232 157V158H231ZM236 157L237 158H239L240 160H242V157H245L244 158V161L242 160V163L243 164H241V161L239 160V159H236ZM251 157V158H250ZM117 158V157H116ZM140 158V157H139ZM162 158H163V156H162ZM161 158V161H164L163 159ZM207 158H208V160H207ZM200 161H199V160ZM230 159V160H229ZM231 159H232V161H231ZM250 159H253V160H250ZM141 160H143L142 158H141ZM207 160V161H206ZM238 161V162H237ZM240 161V162H239ZM249 161V162H248ZM235 162H237V164L239 165H237ZM248 162V163H247ZM9 161H7V163H0V169H1V171H2V168L3 169H6V167H8L9 165ZM240 164L243 166V167H246V168H244L247 172H249V174H251L250 176H248L247 174L248 173H243L242 171H241V169H239V167H240ZM141 165V164H140ZM191 167H190V166ZM241 166V167H242ZM255 166V170H253L252 171V169H253V167ZM147 169V171H146V169ZM160 167V168H159ZM189 167L192 169V170H189ZM205 167V168H204ZM206 167L208 168V169H206ZM237 167H238V169H237ZM240 167V168H241ZM138 168V169H139ZM144 168V169H143ZM157 168V169H156ZM168 168V167H167ZM180 168V167H179ZM236 170H235V169ZM249 168V170H247ZM141 169H139V171L141 170ZM149 169H150V171H149ZM162 170L160 173L161 174H159V173H157V172H154V170L155 171H157V170ZM244 169H242V170H244ZM141 170V171H142ZM244 170V171H245ZM148 172V174H150V176L148 175L147 176V173L146 172ZM171 171V172H170ZM188 171H190V172H188ZM233 171V172H232ZM245 171V172H246ZM151 172V173H150ZM168 172V173H167ZM178 172V171H177ZM183 174H185V175H182V173ZM193 172V173H192ZM194 172H195V174L198 172V174H199V176H200V178L198 179V178H196V179H194L195 177H193L192 176V174L194 175V176H197V175H195L194 174ZM235 172V173H234ZM114 173H118V170H115V172ZM171 173V174H170ZM173 173V174H172ZM233 173V174H232ZM132 174V173H131ZM188 174H191V176H189L191 179L193 178V180H191L189 177H188ZM225 174V175H226ZM242 174L246 177V176H248V178H246V179H243L242 177H244V176H242ZM146 175V176H145ZM217 175V174H216ZM227 175H226V177H227ZM129 176H133V174L132 175H130L129 174ZM228 176V177H229ZM137 177V176H136ZM135 177V178H136ZM146 177V178H145ZM150 177V179L148 180V178ZM188 177V178H187ZM207 178H205V180L207 179ZM209 178V179H210ZM230 178H232L231 176H230ZM117 179H119L120 180V182L118 183V185L120 186V184H121V181H122V179H120V178H117ZM136 179H138V178H136ZM198 179V180H197ZM234 179H232V180H234ZM148 180V181H147ZM232 180H230L231 182H233ZM124 181V180H123ZM237 182V181H236ZM144 183V184H143ZM123 184V183H122ZM121 184V185H122ZM228 184V183H227ZM226 185V184H225ZM231 186V185H230ZM122 187V186H121ZM148 187V188H147ZM220 189H223V188H220ZM230 189V190H229ZM233 189V190H232ZM142 190V189H141ZM171 190V191H170ZM237 190V191H236ZM158 191V192H159ZM169 191H170V193H169ZM229 191H232V192H229ZM235 191V192H234ZM239 191V192H238ZM234 192V193H233ZM237 192V193H236ZM231 193V194H230ZM226 194V195H227ZM165 195V196H166ZM202 195V197H205L204 196V194L202 193L201 194ZM232 195H234V196H231ZM132 196H137V195H135V194H133L132 193V195H130V197H129V200L131 199H135L134 197H132ZM232 198H230V197ZM195 199H197V200H199V198H197V196L195 195V197H194ZM126 200H128V199H126ZM192 201L194 200V199H191ZM221 200H223V201H221ZM225 201V202H224ZM193 202H196V200H194ZM231 202V201H230ZM215 203V202H214ZM217 203V202H216ZM231 203V204H232ZM223 204V205H224ZM235 204V203H234ZM217 205V204H216ZM222 205V206H223ZM247 205H249L250 207H251V209L249 210V209H247ZM226 206V205H225ZM225 206H223V208L225 207ZM228 206H229V208H231L230 207V204L228 203V205H227V207L226 208H228ZM238 206V205H237ZM234 207H233V209H234ZM222 208V209H223ZM226 208H224L225 209V211L226 210H228V209H226ZM249 208V207H248ZM224 209H223V211H224ZM240 210V211H239ZM246 210V211H245ZM220 211V210H219ZM222 211V210H221ZM232 212L233 211H235V210H231ZM249 212V213H248ZM227 213H229L228 214V216H230L232 213H230L229 212V210L228 211H226V214ZM235 214V213H233V214H235L236 216H237V218H238V215L239 214ZM246 214H247V216H246ZM233 217H235L234 215H232ZM231 217V216H230ZM249 217V216H248ZM226 218V217H225ZM224 218V219H225ZM244 218V217H243ZM254 218V219H253ZM229 219H231V218H229ZM228 219V220H229ZM234 219H236V218H234ZM245 219H248L249 220V218H245ZM228 220H226L225 219V221H227V222H229ZM242 220V219H241ZM251 220V221H252ZM222 221V220H221ZM232 221H234V220H232ZM236 221H237V219H236ZM227 222H225L223 225L225 226V224H227ZM230 224V223H229ZM232 224H233V222H232ZM227 226V225H226ZM229 226V225H228ZM230 226H232L231 224H230ZM259 230V229H258ZM46 233H48L49 234V232L47 231ZM46 233H44V237L46 236ZM260 234V233H259ZM41 235V236H40ZM40 235H35V236H37V238L39 239V236L41 237L40 238V240L42 239V238H44L43 236H42V234L40 233ZM262 238V239H263ZM37 239V240H38ZM89 241V240H88ZM263 241V243H264V239L262 240ZM93 241H89V243L87 244V242H85L84 243V245H82V249L83 250H85L86 248L88 249V247H86V246H89V245H91V246H93V244H95L96 242H93ZM21 243V242H20ZM29 243V241H25V242H23L22 244L26 247V245ZM98 243V242H97ZM96 243V244H97ZM95 244V245H96ZM84 247V248H83ZM86 247V248H85ZM90 247V246H89ZM262 247H264L263 246V244H262ZM262 250H263V248H262ZM13 255H15V257H13ZM262 255H263V253H262ZM262 255H260L259 257H260V259H262V261H263V263H264V255L262 256ZM11 256V255H10ZM61 256V255H60ZM261 256L263 257V258H261ZM12 257H13V263H17V264H24L25 262H24V257H22L20 254L18 255L17 253H15V254H12ZM19 257V258H18ZM53 257V256H52ZM51 258V257H50ZM49 258V260H53V258H51L50 259ZM54 259H55V257H54ZM259 259V260H260ZM52 260L50 261L51 262V264L53 263V262H55V260H53V262H52ZM26 261V260H25ZM27 262V261H26ZM49 262V263H50ZM260 262H261V260H260ZM15 263V264H16ZM28 264V263H27Z\"/></svg>","mask_w":264,"mask_h":264}]
</instances>
